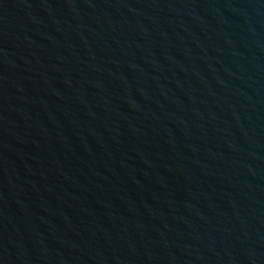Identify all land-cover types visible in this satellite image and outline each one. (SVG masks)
<instances>
[{
  "label": "water",
  "instance_id": "water-1",
  "mask_svg": "<svg viewBox=\"0 0 264 264\" xmlns=\"http://www.w3.org/2000/svg\"><path fill=\"white\" fill-rule=\"evenodd\" d=\"M0 264H264V0H0Z\"/></svg>",
  "mask_w": 264,
  "mask_h": 264
}]
</instances>
